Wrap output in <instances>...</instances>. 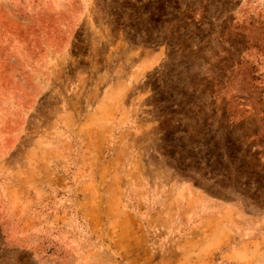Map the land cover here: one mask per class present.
Wrapping results in <instances>:
<instances>
[{
  "label": "rangeland",
  "instance_id": "obj_1",
  "mask_svg": "<svg viewBox=\"0 0 264 264\" xmlns=\"http://www.w3.org/2000/svg\"><path fill=\"white\" fill-rule=\"evenodd\" d=\"M0 264H264V0H0Z\"/></svg>",
  "mask_w": 264,
  "mask_h": 264
}]
</instances>
